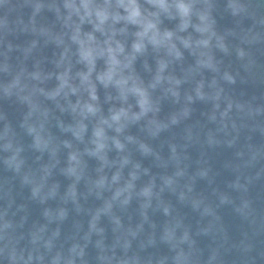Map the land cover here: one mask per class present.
<instances>
[{"label": "clouds", "instance_id": "clouds-1", "mask_svg": "<svg viewBox=\"0 0 264 264\" xmlns=\"http://www.w3.org/2000/svg\"><path fill=\"white\" fill-rule=\"evenodd\" d=\"M18 9L14 0H0V103L21 110L13 123L0 106V166L11 174L0 185L6 199L0 264H89L90 245L97 249V264H224L226 237L206 259L197 241L217 239L223 229L205 220L194 231L178 220L175 205L164 206L165 225L149 223L145 229L124 222L133 198L142 199L147 211L165 192L201 217L211 216L213 206L233 205L254 235L264 234V217L247 197L253 182L264 180V146L240 140L242 130L264 126V100L233 99L226 91L238 80L264 83V65L256 57L264 52V0H24L26 15L14 16ZM218 15L231 17L233 26L221 30ZM49 46L58 53L52 58L44 55ZM206 72L214 73L213 79H205ZM50 80L56 81L52 88ZM165 101L178 106L167 118L161 116ZM208 101L216 106L215 131L174 140V129L190 118L192 106ZM53 122L58 137L49 132ZM192 141L234 150L225 167L236 175L226 188L208 180L215 173L207 161L194 168L186 163ZM45 155L47 162L40 163ZM148 158L159 171L144 166ZM90 159L97 162L92 172ZM54 172L73 187L64 191V208L55 217L45 209L48 223L64 221L91 198L100 207L87 213L93 221L85 230L65 235L33 226L23 216L14 188H28L29 199L43 206L61 196L50 183ZM206 180L204 196L197 185ZM81 183L87 194L76 187ZM101 217L112 218L111 244ZM159 244L171 254L148 252ZM238 247L243 264H256L247 234Z\"/></svg>", "mask_w": 264, "mask_h": 264}, {"label": "water", "instance_id": "water-1", "mask_svg": "<svg viewBox=\"0 0 264 264\" xmlns=\"http://www.w3.org/2000/svg\"><path fill=\"white\" fill-rule=\"evenodd\" d=\"M23 2L24 0H14V3L18 4L19 9L16 13H13V15L17 14H24L26 15L27 10L23 9ZM223 3V0H218V3ZM3 12H0V15H3ZM218 27L221 30H224L226 28L233 26L232 18L227 15H218ZM53 52H50V56L54 57L56 56L57 50L54 46H52ZM222 55V54H221ZM256 57L258 60V63L264 65V52L257 51ZM223 60V63L229 64L230 60L227 57H221ZM191 58H189V61ZM235 67V65H234ZM138 69L140 70L142 75H145L147 77V74L144 73L143 68L138 65ZM214 77V73L206 72L204 74V78L207 80H211ZM56 84L55 80H50L47 82V86L49 88L54 87ZM186 88L190 89V85H187ZM227 94L232 97L233 99L240 98L242 100H252L253 97L260 98L261 100H264V83L253 81L249 79L247 82L239 81L235 86H232L228 88ZM101 96L103 97V90H101ZM0 106L3 107V110L7 112L8 117L13 123L17 122L21 118V110L18 106L12 105L10 102H2L0 103ZM178 106L171 103L170 101H165L161 105V116L163 118H167V116L170 113L176 112ZM59 115V113H57ZM216 116V106L208 101V102H202L197 103L192 106L191 108V115L190 118L183 121L179 127L174 129L172 133V138L174 140L180 139V138H188L195 135L197 131L200 130H210L215 131V128L217 126V122L215 121L214 117ZM60 119L67 120L70 119L67 116H60ZM249 123H252L249 121ZM55 122H53L52 125L49 126V132L50 134L54 136H59L58 129L54 126ZM131 132L133 134H139V129L137 127H133L131 129ZM235 135V133H233ZM221 139H226L225 137H220ZM230 138V137H228ZM24 142L26 144L31 143V138L27 136H23ZM215 137L210 136L209 140L213 143H215ZM241 143H243L245 140L248 143H251L253 145L257 146H264V126H258L253 125L249 129L242 130L241 133ZM165 156H167V149L165 148V152L163 153ZM31 155V154H30ZM38 155V154H37ZM47 156V155H45ZM186 163L189 165L190 168H194L195 166H198L202 164L204 161H207V165L213 169V172L215 168L219 165L221 160L227 158L228 160L234 159V150L229 149L227 147H217L214 149H208L206 146L202 145L201 143H197L195 141L190 142L187 145L186 152ZM61 161H63L64 155L62 154L60 157H58ZM95 161V160H93ZM143 164L145 167H152L154 172L159 171V169L155 168L153 161L148 159H143ZM252 174H254L255 170H251ZM2 173L4 176L3 180H0V185H4L7 180L8 176H10V173H7L2 168ZM156 174H154L155 176ZM235 173L233 171L229 172L226 175H214L209 176L208 180L214 182L217 189H224L226 188L227 182L235 179ZM208 180L206 181H200L197 185V190L204 196H207L209 193V185ZM149 183L148 180L143 181V184ZM257 183V181H254L252 185ZM87 188H84L82 190V193L87 192ZM26 192V188L18 186L17 188H14L13 190V196L18 201H20L21 197L24 196L23 194ZM233 195H237L236 193H233ZM260 196V202L262 203L261 207L259 209L254 208L256 211V214L258 216L264 217V196ZM0 198L3 200H6L2 194H0ZM64 199L66 197H58L56 199H50L48 202H46L45 205H38L35 207L34 212L36 214L44 212L45 209H47L48 213L57 214L61 209L64 208ZM96 203L95 201L90 203H85L80 205L78 210L76 212H70L68 216H81L82 214H85V212L88 210V207L92 208ZM172 204L175 205V214L178 218V220L182 221L185 226L189 228L198 229L199 226H201L205 220L214 227L215 222L217 225V221L214 220V224L210 223L208 221L207 217H201V215L197 212H194L192 208L188 205H180L176 204L175 198L168 192H165L161 195V202L160 203H153L152 207L145 210L144 207V201L142 199H136L133 198L131 202L126 206V211L123 219H126L129 221V224L132 225H143L145 229L149 228V223L153 226H160L165 225L168 223V218L163 213L164 206ZM217 210L220 211V207H227V211L233 212L239 219L240 223L237 225L238 227L247 226L250 228L251 234H249L247 237L250 239V242L252 241V234L254 233L253 226L245 220L239 213L236 212L235 207L233 205H221L216 206ZM2 211V210H0ZM26 212V211H25ZM24 214V212H22ZM129 216V218H127ZM45 217V215L41 216ZM85 218L93 219L90 216L84 215ZM88 219L85 220H78L76 222V231L85 230L87 228V225L90 223ZM104 220V217H103ZM146 220L148 223H146ZM111 221L112 218L108 217L105 218L104 223H99L100 225H103L105 232H107L108 236V243L111 244L114 240V236L111 232ZM46 225L49 226L50 224L48 221L46 222ZM40 226V225H35ZM223 233L221 236L217 239H214L211 236H201L197 238L198 241V247L203 251V256L206 259L207 256L210 254L211 250L218 246V244L226 237L227 243L225 244V248L222 250L223 252V259L224 264H243L241 252L239 250V245L241 244V241L237 239L232 233H233V227L230 224L221 225ZM50 229V228H49ZM108 229V231H107ZM51 230V229H50ZM241 231L236 232V236L240 234ZM258 238V240H257ZM246 239L242 238L241 240L244 241ZM262 240V241H261ZM255 244L253 251H259L264 252V234L255 235L254 238ZM149 253H156L157 255H170V250L167 245L159 244L157 248L155 249H149ZM97 256V249H95L94 246H89L88 248V259L89 264H97L96 261Z\"/></svg>", "mask_w": 264, "mask_h": 264}]
</instances>
